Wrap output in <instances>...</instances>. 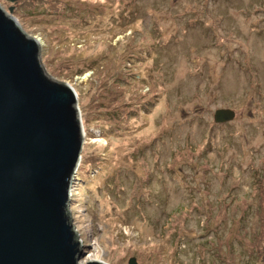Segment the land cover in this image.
I'll return each mask as SVG.
<instances>
[{"label": "rangeland", "instance_id": "obj_1", "mask_svg": "<svg viewBox=\"0 0 264 264\" xmlns=\"http://www.w3.org/2000/svg\"><path fill=\"white\" fill-rule=\"evenodd\" d=\"M0 5L78 95L79 264H264V0Z\"/></svg>", "mask_w": 264, "mask_h": 264}, {"label": "water", "instance_id": "obj_2", "mask_svg": "<svg viewBox=\"0 0 264 264\" xmlns=\"http://www.w3.org/2000/svg\"><path fill=\"white\" fill-rule=\"evenodd\" d=\"M235 118L228 108L214 115ZM84 149L76 91L46 72L38 40L0 5V264L84 258L69 212Z\"/></svg>", "mask_w": 264, "mask_h": 264}, {"label": "bare ground", "instance_id": "obj_3", "mask_svg": "<svg viewBox=\"0 0 264 264\" xmlns=\"http://www.w3.org/2000/svg\"><path fill=\"white\" fill-rule=\"evenodd\" d=\"M92 256H93V255H91V256L88 257V259H91L90 261H92V260H97V259H92ZM99 261H100V260H99Z\"/></svg>", "mask_w": 264, "mask_h": 264}]
</instances>
